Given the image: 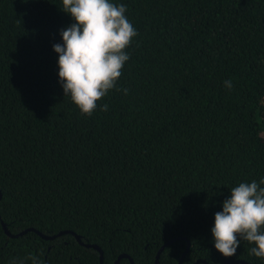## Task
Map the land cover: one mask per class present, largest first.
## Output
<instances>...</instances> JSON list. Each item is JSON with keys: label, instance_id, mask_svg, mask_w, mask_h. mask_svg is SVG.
<instances>
[{"label": "trees", "instance_id": "1", "mask_svg": "<svg viewBox=\"0 0 264 264\" xmlns=\"http://www.w3.org/2000/svg\"><path fill=\"white\" fill-rule=\"evenodd\" d=\"M110 2L138 35L89 117L59 82L62 0H0V264H99L71 233L9 237L1 220L71 230L102 264H154L170 239L157 264L187 242L181 264H264L242 240L225 258L211 234L230 189L264 178V0Z\"/></svg>", "mask_w": 264, "mask_h": 264}, {"label": "clouds", "instance_id": "2", "mask_svg": "<svg viewBox=\"0 0 264 264\" xmlns=\"http://www.w3.org/2000/svg\"><path fill=\"white\" fill-rule=\"evenodd\" d=\"M64 13L75 22L60 31L63 43L53 45L59 55V82L64 96H70L81 115L92 116L97 103L117 88L118 78L130 56L126 49L138 35L129 21L127 6L110 0H62ZM224 86L231 90V80ZM127 94L128 90L123 89ZM215 249L225 258L236 254L241 240L254 246L249 254L264 259V178L241 182L230 189L222 211L214 214L211 228ZM45 264L37 256L12 260L10 264Z\"/></svg>", "mask_w": 264, "mask_h": 264}, {"label": "water", "instance_id": "3", "mask_svg": "<svg viewBox=\"0 0 264 264\" xmlns=\"http://www.w3.org/2000/svg\"><path fill=\"white\" fill-rule=\"evenodd\" d=\"M0 198H1V191H0ZM1 223H2V227H3L4 231H5V233H6L9 237H17V236L23 235V234H25L28 230L35 231L36 233H38L41 237H43V238H45V239H53V238H55L56 236L61 235V234H63V233H67V232H68V233H71V234L74 235V237L76 238V240H77L80 244H82V245H84V246H86V247H92V248L96 249V250L99 252V264H102V261H103V251L101 250V248H100L97 244H91V243H85V242H83V241L81 240V238H80V235H78L77 233H75V232H73V231H71V230H63V231L58 232L57 234H53V235H45V234L41 233L40 231H38V230H36V229L28 228V229H25V230H23V231H20L19 233H15V234H14V233H11V232L7 229L6 225L2 222V220H1ZM181 238L187 240V238H185V237H181ZM175 240H176V239H170V240H168L167 242H165V243H164V244L158 249L157 254H156V257H155L154 264H157V261H158V258H159V254H160V252H161L166 246H168L169 244H171V243L174 242ZM188 246H189V242H187V246H186L185 250L183 251V253H182V255H181V258H180L178 264H181L184 255L188 252ZM123 257H127V258L129 259V261H130V264H133V260H132V258H131L128 254H126V253H121L120 255H118V257H117V259L115 260L114 264H117L118 261H119L121 258H123ZM200 262H201V263L208 264L205 260H202V259H198V260H196L193 264H198V263H200ZM240 263L245 264L244 261H240V260H227V261H225L224 264H240Z\"/></svg>", "mask_w": 264, "mask_h": 264}]
</instances>
